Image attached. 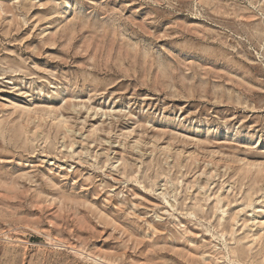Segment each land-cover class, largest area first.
Masks as SVG:
<instances>
[{"label": "rangeland", "instance_id": "1", "mask_svg": "<svg viewBox=\"0 0 264 264\" xmlns=\"http://www.w3.org/2000/svg\"><path fill=\"white\" fill-rule=\"evenodd\" d=\"M0 264H264V0H0Z\"/></svg>", "mask_w": 264, "mask_h": 264}]
</instances>
